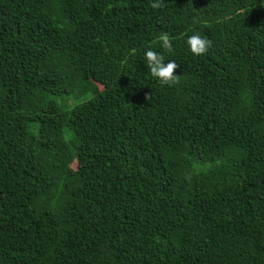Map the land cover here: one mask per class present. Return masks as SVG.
<instances>
[{
    "label": "trees",
    "instance_id": "1",
    "mask_svg": "<svg viewBox=\"0 0 264 264\" xmlns=\"http://www.w3.org/2000/svg\"><path fill=\"white\" fill-rule=\"evenodd\" d=\"M151 2L0 0V264H264V0Z\"/></svg>",
    "mask_w": 264,
    "mask_h": 264
},
{
    "label": "clouds",
    "instance_id": "2",
    "mask_svg": "<svg viewBox=\"0 0 264 264\" xmlns=\"http://www.w3.org/2000/svg\"><path fill=\"white\" fill-rule=\"evenodd\" d=\"M150 8L153 10L161 9L164 6V0H152ZM173 37L168 32H162L153 43L158 44L161 51H155L152 47H148L143 55V61L151 75L160 86H174L179 83V76L175 75V70L178 67L175 61H169L167 64L165 61V54H172L173 49ZM185 44L188 51L193 56H201L206 54L212 47V41L202 36L199 32H194L190 36H186ZM136 52L135 49L131 50L132 55ZM149 99V96H146ZM196 171L203 170L202 166L196 165ZM186 178L188 176L186 175Z\"/></svg>",
    "mask_w": 264,
    "mask_h": 264
},
{
    "label": "rangeland",
    "instance_id": "3",
    "mask_svg": "<svg viewBox=\"0 0 264 264\" xmlns=\"http://www.w3.org/2000/svg\"><path fill=\"white\" fill-rule=\"evenodd\" d=\"M92 86H93V89H94L95 91H99V90L101 89V87L98 86V85L93 84ZM68 103H69V102H68ZM70 168H73V164H70Z\"/></svg>",
    "mask_w": 264,
    "mask_h": 264
}]
</instances>
